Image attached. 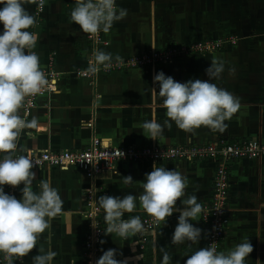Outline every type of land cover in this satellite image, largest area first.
Masks as SVG:
<instances>
[{
	"label": "crops",
	"instance_id": "1",
	"mask_svg": "<svg viewBox=\"0 0 264 264\" xmlns=\"http://www.w3.org/2000/svg\"><path fill=\"white\" fill-rule=\"evenodd\" d=\"M116 4L118 9H126L127 15L115 22L109 32H101L108 43L99 46V50L112 53L113 58L117 54L122 57L206 38L234 35L236 41L171 63L112 71L88 80L73 73L75 68L85 65L91 49L86 33L70 19L75 0H45L40 24L29 31L39 35L33 49L39 63L42 65L51 57L59 74L55 91L37 97L29 115L23 117L20 109L26 121L35 118L36 126L21 131L18 149L79 150L92 136L117 146L200 144L216 138L227 142L250 138L264 142V0H117ZM26 7L31 14V5ZM2 31L0 23V34ZM213 59L221 61L224 68L219 78L211 82L240 101L239 110L225 121L226 130L213 132L201 126L194 132H185L169 121L171 127L164 126L157 140L146 137L148 133L142 128L145 121L154 117L164 125L168 119L162 98L153 94V87L159 92L158 84L153 82L155 74L163 71L182 83L190 79L208 80L206 69ZM153 164L182 172L187 182L186 194L196 195L202 209L209 202L213 162L161 160ZM153 164L119 162L113 169L89 179L74 166L32 169L36 174L33 190L40 191L41 180L51 181L63 200V213L51 221L50 231L42 234L36 249L22 263L32 264V256L39 254L41 247L45 252L50 247L57 253L53 264H84L82 242L88 220L83 213L87 197L97 209L103 231L107 225L97 200L100 195L137 197L136 210L126 212L122 218L147 214L138 197L143 191L145 173L153 170ZM128 175L133 178L131 184L124 183V176ZM227 175L226 234L218 252L227 254L237 244L249 240L253 251L245 264H264V158L236 159L230 162ZM22 187L23 184L15 188L11 195L21 198ZM176 207H183L179 200ZM178 216L179 212H174L166 224L160 222L147 232L142 249L136 235L125 239L102 232L98 244L100 256L113 248L117 250L116 258L126 259L127 264H161L163 252L167 251L170 264H184L187 256L204 247L206 222L201 213L198 221L190 220L202 229L198 244L172 245Z\"/></svg>",
	"mask_w": 264,
	"mask_h": 264
},
{
	"label": "clouds",
	"instance_id": "2",
	"mask_svg": "<svg viewBox=\"0 0 264 264\" xmlns=\"http://www.w3.org/2000/svg\"><path fill=\"white\" fill-rule=\"evenodd\" d=\"M44 4L45 0H0V5H3L0 7V23L3 25L0 34V253L6 264L22 262L29 256L36 249L42 234L50 231L51 221L63 213V200L58 189L52 186L51 181L41 180L40 191H34L32 185L36 174L32 169L35 164L26 155L18 154L22 151L18 149L21 131L36 126L35 118L26 121L20 115V109L26 98L38 94L47 84L39 56L33 50L39 35L29 31L37 25V19L26 5H36L43 11ZM126 15L127 10L118 9L116 0H75L70 19L80 26L82 32L93 37L100 31L109 32L113 24ZM94 59L95 63L89 65L92 72L98 71V66L110 67L113 54L98 50ZM115 61H121L118 54ZM223 68L221 61L213 59L206 69L208 80L190 79L183 83L166 76L163 71L155 74L153 82L158 84L159 92L153 87V94L162 98L168 119L164 125L154 117L145 121L142 128L148 135H144L157 140L164 126L171 127L169 121H174L185 132H194L201 126L213 132L225 131V121L239 110L240 101L211 82L219 78ZM124 183H133L132 176H124ZM21 184L19 199L4 190L6 185L17 188ZM141 186L140 206L155 223L166 224L168 217L179 212L171 244H198L202 229L195 227L190 220H199L202 204L198 203L196 195L186 194L187 182L182 172L153 164V170L145 173ZM136 199L132 194L123 197L100 195L97 198L105 213V235L115 233L127 239L144 231L140 217L122 218L126 212L136 210ZM178 200L182 208L176 207ZM92 226L97 228L93 221ZM38 251L39 254L32 256V264H53L57 255L55 251L50 247L46 252L43 247ZM252 251L253 245L249 240L237 244L227 254L207 246L187 256L184 264H245ZM116 257L117 250L110 248L103 251L95 264H127L126 259ZM170 260L169 253L164 251L161 264H170Z\"/></svg>",
	"mask_w": 264,
	"mask_h": 264
},
{
	"label": "built area",
	"instance_id": "3",
	"mask_svg": "<svg viewBox=\"0 0 264 264\" xmlns=\"http://www.w3.org/2000/svg\"><path fill=\"white\" fill-rule=\"evenodd\" d=\"M42 12L36 5H31V14L37 19L36 26L42 20ZM101 32L93 37L86 34V39L90 43L91 49L85 65L73 70L76 77L95 80L99 74L112 71L167 64L177 58L190 54L214 51L223 44H232L236 41V36L228 35L215 39L206 38L197 40L188 44H171L162 49H152L122 56L120 62H116L115 58H113L110 67L104 68L103 66H98L99 70L92 72L89 65L95 63V53L99 50V46H105L108 43L107 40L103 39ZM40 68L45 75L47 84L38 94L26 98L21 108L23 117L29 115L31 109L35 106L37 97L49 96L56 89V80L59 72L54 69L51 57L47 58L46 63L40 64ZM86 125L90 126V122H87ZM18 154L29 157L35 164L33 169L46 167L66 169L74 166L81 170L88 179L102 171L113 169L119 162H147L153 164L161 160L211 161L215 167L211 184V196L209 202L203 208L201 216L202 220L206 222L204 247H215L218 252L220 242L226 234L228 166L230 162L240 158H264V142L253 138L244 139L239 142H227L222 138H216L200 144L117 146L92 136L88 144L79 150L28 149L18 152ZM5 190L7 193L12 194L15 188L6 185ZM86 207L87 209L83 214L88 220V225L82 242L83 261L84 264H90V261L91 264H95V261L100 257L98 244L104 228L97 219V209L92 204L89 196L87 197ZM138 217H140L144 224V231L136 234L138 247L142 249L146 239L145 234L151 231L157 223L148 214H142ZM130 218L125 217L123 219L128 220ZM92 221L98 229L92 226ZM0 264H6L2 253H0ZM14 264L23 263L21 261H14Z\"/></svg>",
	"mask_w": 264,
	"mask_h": 264
}]
</instances>
